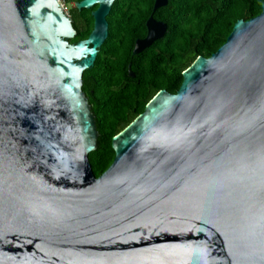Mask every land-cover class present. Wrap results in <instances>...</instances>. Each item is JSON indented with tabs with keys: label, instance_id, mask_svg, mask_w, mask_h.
Instances as JSON below:
<instances>
[{
	"label": "water",
	"instance_id": "obj_1",
	"mask_svg": "<svg viewBox=\"0 0 264 264\" xmlns=\"http://www.w3.org/2000/svg\"><path fill=\"white\" fill-rule=\"evenodd\" d=\"M115 0H0V264H264V2L112 140L82 89ZM133 55L164 37L154 13ZM129 74L135 77L129 65Z\"/></svg>",
	"mask_w": 264,
	"mask_h": 264
},
{
	"label": "trees",
	"instance_id": "obj_2",
	"mask_svg": "<svg viewBox=\"0 0 264 264\" xmlns=\"http://www.w3.org/2000/svg\"><path fill=\"white\" fill-rule=\"evenodd\" d=\"M70 5L82 0H64ZM264 0H168L154 13L166 24L161 39L133 55L137 39L147 36V21L155 0H115L107 17L108 37L94 66L83 75L86 93L99 132L97 149L89 154L96 177L113 163L112 140L139 115L161 90L176 94L186 71L198 57L210 58L223 46L239 20L262 12ZM91 10L70 8L76 43L94 27ZM135 77L129 74V65Z\"/></svg>",
	"mask_w": 264,
	"mask_h": 264
},
{
	"label": "flooded vegetation",
	"instance_id": "obj_3",
	"mask_svg": "<svg viewBox=\"0 0 264 264\" xmlns=\"http://www.w3.org/2000/svg\"><path fill=\"white\" fill-rule=\"evenodd\" d=\"M76 3H77V2H76ZM76 3H75V4H76ZM75 4H72L73 6L70 5V7L68 8V12H67L68 14H69V9H70V8H76V7H75ZM94 7H98V6H94ZM94 7H93V8H94ZM93 8H92V9H93ZM76 9H77V8H76ZM96 9H97V8H96ZM96 9H95V10H96ZM77 10H78V9H77ZM90 10H91V9H90ZM95 10H93V11H95ZM78 11H79V10H78ZM81 11H82V10H81ZM93 11H92V12H93ZM69 16L71 17L70 14H69ZM71 18H72V17H71ZM73 22H74V20H73V18H72V24H73ZM146 24H147V23H146ZM73 27H74V26H73ZM146 27H147V26H146ZM75 31H76V30H75ZM147 32H148V30H147ZM76 33H77V32H76ZM147 34H148V33H147ZM146 37H147V36H146ZM146 37H145V38H146ZM142 39H144V38L137 39V40H142ZM71 40H72V39H71ZM71 40H70V41H71ZM84 40H86V39H84ZM137 40H136V42H137ZM80 41H82V40H79V41H77L76 43H78V42H80ZM70 43H72V42H70ZM76 43H72V44H76ZM104 43H105V42H104ZM135 44H136V43H135ZM102 46H103V45H102ZM134 47H135V46H134ZM101 48H102V47H101ZM101 48H100V49H101ZM100 49H99V51H100ZM133 51H134V50H133ZM98 54H99V53H98ZM97 57H98V56H97ZM130 65H131V64H130ZM131 66H132V65H131ZM83 86H84V81H83ZM82 89H83V87H82ZM84 93H85V92H84ZM85 95H86V93H85ZM86 97H87V95H86ZM87 99H88V97H87ZM88 102H89V100H88ZM89 104H90V103H89Z\"/></svg>",
	"mask_w": 264,
	"mask_h": 264
},
{
	"label": "rangeland",
	"instance_id": "obj_4",
	"mask_svg": "<svg viewBox=\"0 0 264 264\" xmlns=\"http://www.w3.org/2000/svg\"><path fill=\"white\" fill-rule=\"evenodd\" d=\"M61 3L64 5V9H65V11L68 12V8H69V6H67V5L65 4V1H64V0H61ZM72 6H73V5H72Z\"/></svg>",
	"mask_w": 264,
	"mask_h": 264
},
{
	"label": "built area",
	"instance_id": "obj_5",
	"mask_svg": "<svg viewBox=\"0 0 264 264\" xmlns=\"http://www.w3.org/2000/svg\"><path fill=\"white\" fill-rule=\"evenodd\" d=\"M60 1V3H61V0H59ZM62 4V3H61ZM62 6H63V8H64V5L62 4ZM65 10V9H64Z\"/></svg>",
	"mask_w": 264,
	"mask_h": 264
}]
</instances>
